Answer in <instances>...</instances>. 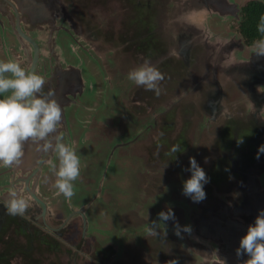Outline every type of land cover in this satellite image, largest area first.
I'll return each instance as SVG.
<instances>
[{"label":"flooded vegetation","instance_id":"af4514ba","mask_svg":"<svg viewBox=\"0 0 264 264\" xmlns=\"http://www.w3.org/2000/svg\"><path fill=\"white\" fill-rule=\"evenodd\" d=\"M13 1L20 5V0ZM239 1L183 0L172 13H167L170 7L165 6L162 19L138 39L134 35L141 32L134 31L129 17L120 14L124 0H31L32 5L25 0L39 11L43 28L27 20L16 21L13 4L0 5V248L4 246L0 264H61V259L64 264L72 263V259L74 264H89L106 257L118 263L117 257H122L124 232L116 226L111 228L112 238L104 240L106 244L89 242L94 230L102 227L100 231L104 233L107 226H112L100 218L104 212L95 203L105 190V175H99V184L89 193L90 198L82 193L77 196L82 198L79 204H74L75 184L84 171L77 168L85 161L83 153H69L68 163L75 168L57 169L62 133L68 132L71 140L77 136L69 112L97 88L96 76L93 78L96 65L100 66L103 87L119 84L120 114L134 121L133 137L123 143L116 138L111 144L112 156L117 148L148 139L154 142L147 147L151 152L168 153L169 148L161 150L156 146L176 127L174 112L183 108L185 113L180 122V143H164L174 144L176 152L181 153L180 161L186 160L187 165L167 170L177 172L181 178L171 176L174 189L151 198L144 204L146 212L140 214L146 232L143 238L157 236L143 241V255L132 250L118 264H233L232 255L236 264H264V57L259 62L254 54V47L264 39L250 44L241 33L239 22L249 0ZM223 3L224 8L230 7L229 11L221 12ZM111 17L120 23L112 24L108 30ZM214 20L230 29L214 28ZM18 23L25 34L36 38L41 49L35 66L33 45H28V55L19 42ZM163 32H169L171 39L165 48L158 46ZM113 43H118L123 55L131 54L127 56L129 60L123 61L127 68L110 58L114 49L102 51L101 45ZM174 59L185 68L177 76L172 71ZM49 78L52 87L47 93L55 95L52 104L56 105L58 99L63 107L60 106L63 119L55 123L61 131L56 143H50L46 157H39L42 166L37 163L15 172L10 159H4L8 146L18 147L17 141L26 139L41 142L51 135L41 127L43 117L39 115L35 123L31 122L32 127H27L31 129H27V135L20 136L16 103L28 96L30 88L28 100L34 107V91H43L39 83H47ZM148 79L151 83H146ZM230 83L240 89L242 98L234 93L228 96ZM162 105L166 109L158 111ZM161 114L166 120L159 118ZM143 116L146 123L141 122ZM168 127L172 129H164ZM141 137L147 138L140 141ZM220 158L228 168H218L216 161ZM88 169L91 173L113 171ZM67 171L72 172L71 177ZM54 186L59 190L50 192L51 198L62 193L65 199L66 210L59 213L46 195ZM243 209L256 212V217L242 220ZM235 219L238 222H231ZM159 232L167 233L166 238L158 236ZM142 236L138 234L137 239ZM154 239L158 244L150 247L148 242L154 243ZM71 244L75 249L69 255L62 247ZM155 249L168 259L158 262Z\"/></svg>","mask_w":264,"mask_h":264},{"label":"rangeland","instance_id":"374dc122","mask_svg":"<svg viewBox=\"0 0 264 264\" xmlns=\"http://www.w3.org/2000/svg\"><path fill=\"white\" fill-rule=\"evenodd\" d=\"M116 1L120 3V0ZM182 1L183 0H124L120 14H122L123 18L124 16L129 17L128 20L133 23L131 27L134 31L141 32L134 35V37L138 39L145 33L144 30L150 29L156 25L160 19H162L161 17L163 9L165 10V6L169 5L170 9L167 13H172L176 4L181 5L183 4ZM244 1L245 0H240L239 2L242 3ZM81 5L84 6L83 3H81ZM83 13L84 11H82L81 14ZM103 13L106 14L107 11L105 10ZM216 21H213L214 28L220 29L221 31H227V29H230V26L222 23L219 20ZM118 23H120L118 18H116L113 22V17H111V24L109 27H107L108 30L112 29V24L117 25ZM169 37V32H163L162 38L159 39L158 46L161 45L165 48L164 44L171 42ZM260 45L261 43L257 44L256 48ZM101 47L102 51L105 53L109 49H114V54L110 58H114L115 63H119L121 67L127 68L123 61L126 62V60H129L128 57L131 54L129 55L128 53H125V55H123V51L119 50L121 47L118 45V43H113L111 45H101ZM252 48L253 47L250 49ZM132 61L135 62L134 60ZM109 63L111 65V62ZM99 69L100 66L96 65L95 73L93 72V78L96 76L98 82L97 85L96 80L93 81L94 85H97V88L89 94V97L80 102L81 105L77 104L73 112H69V114L72 113L70 115L71 127L73 131L77 132V136L74 135L71 140L70 134L68 132L62 133L56 161L58 163V170L59 168H75L68 163V161H70L69 153L72 151L79 152L83 153L85 157V161L81 162V167H77L82 168L84 171L80 177L77 178L78 184H75L74 193L72 192L75 195V199L73 200L74 204H79V201H81L80 199L82 198L79 199L77 196H81L82 193V195L85 194L83 197L86 199L90 198L89 193L92 194V192L97 189V185L99 184L101 178H99V175H105V190L103 191L101 199L96 200L95 203L97 204L96 206H99L100 210L104 212L100 213V218L112 226H110L108 229L107 226L106 229H104V233L100 231L102 227L94 230V238L91 239L89 237V242L90 244H93L94 242H100L101 245H104L107 243L104 240L112 238V229H115V226L121 229L124 232L123 241L125 242V245L122 250V257L121 255L117 257L119 260L118 263H120L126 259L127 253L132 250L136 252V255H143L146 252L144 249L145 243L143 241H148L149 238L153 239L157 236V234H155L154 237L148 234V239L143 238L142 234H146V232L142 227L144 221L142 224L140 223L141 218H143L140 216V214H144L146 212V205L148 202H150L149 200L151 198L156 197L159 193L162 194V192L168 189H174L175 183H172L171 176L176 175L175 178H181L177 175V172L174 171L169 173L167 170L180 168V165H187L186 160L184 162L180 161L181 158L179 155L181 153L176 152V146L174 144L164 143H180L179 136H181L183 133V124L180 122L183 121V116L185 113L183 108L179 113L174 112V116L178 120L176 127L173 129L170 127L164 128L172 130L169 134L163 137V141H161L156 146L157 149L161 150L164 148H169L168 153L162 154L161 152H151L147 147L154 142L153 139H148L143 142L137 141L128 144L127 146L124 145L120 148H117L112 156L110 152L113 146L111 144L116 140V138L119 139L118 142H121L122 140L124 141L126 138L131 140L135 131V127L133 125L134 121L130 122L129 119L122 118L120 114L121 110L118 101L120 88L119 84H115L118 85V87L113 84H110L108 88L103 87L98 74L100 72ZM172 71L174 72L175 76L180 75L183 71L185 72L183 63L177 59H174ZM143 79L146 80V78ZM146 83H151V79H148ZM228 86L229 88L227 94L229 97L232 93H234L238 99L243 97L242 92L236 85L230 83ZM131 88L132 87L130 86V90ZM127 108L132 110L130 107ZM165 109L166 107L162 105L158 108V111H163ZM154 110L156 111V108ZM132 113L136 118L137 115L134 112ZM142 118L143 119L141 122L146 123L145 117L143 116ZM159 118L161 120H166L164 114H161ZM200 121H202V118ZM238 123H241V121ZM147 137H141L140 141L146 139ZM143 143L146 144V147L143 145ZM216 164L218 168H228L225 166V161L222 158H220V161H216ZM176 165H178V167H176ZM88 168H99L101 170L102 168H113V171L101 173L100 171L96 170L95 173H91L90 169ZM68 172L69 171H67V174ZM70 174H68V176ZM54 181L56 182V180ZM57 190H59L58 186H54L53 189H50L46 192V195L51 198L52 195H50V192H55ZM145 195L148 197L146 200L143 197ZM174 195H176L175 192ZM50 201L52 202V208L55 209L56 213L66 210V207L63 203L65 199H63L62 193L57 197L56 195L53 196ZM134 230L135 232L132 233ZM138 234L142 236L141 239H137ZM165 235H167L165 232L158 233V236L162 238H166ZM157 244L158 242L156 239H154V243L151 241L148 242L150 247H155ZM3 247L0 248L2 252ZM62 248H65L67 254H74L72 251H74L75 248L72 246V244L71 246L66 245ZM163 249L161 251H163ZM183 251L184 250L182 249L181 252ZM155 256L158 262L162 259L165 261L168 259V257L164 258L163 256H160L158 250H156ZM83 257H85V255H83ZM136 257L141 262V258L138 256ZM66 263L74 264L73 259L72 263L70 261ZM118 263H112L111 257H106L103 261L90 262L89 264ZM61 264H64L62 259ZM178 264H180V262ZM192 264H195L194 261Z\"/></svg>","mask_w":264,"mask_h":264},{"label":"water","instance_id":"95a60500","mask_svg":"<svg viewBox=\"0 0 264 264\" xmlns=\"http://www.w3.org/2000/svg\"><path fill=\"white\" fill-rule=\"evenodd\" d=\"M264 1V0H263ZM9 3L10 5L13 4L12 8V14L15 17L16 21H24L27 20L29 23H36L37 27H44L43 24H41L40 22V14L39 11L37 12V10H34L29 4H27L25 2V0H20V5L16 4L13 0H0V5H3V7H7L6 4ZM30 4H31V0H30ZM21 5L23 6V8L21 7ZM32 5V4H31ZM19 6V8H18ZM24 11V12H23ZM27 17V19H25ZM20 23H18L19 26ZM32 25V24H31ZM33 27V26H32ZM18 35L19 38L17 36V39L19 40L21 46L23 45L25 48V51L28 55L29 54V49L30 47L28 45H33V48L35 50V55L33 59V64L34 66L37 63L38 60V56L40 54V47L38 42L36 43V38L33 37L32 35H27L23 32V28L22 27H18ZM32 44H31V43ZM42 47V46H41ZM254 54L258 53V61L261 62L262 58L264 57V41L262 42L261 46H259L258 48H256V50H254ZM58 64H60V62H58ZM33 73V71H32ZM80 75V71L77 72ZM31 74V72H30ZM81 82L80 84H83V80L80 76ZM35 81L32 80V83H34ZM43 84V86H42ZM39 85L41 87H43V91H41V89H37L35 92V101L36 104H34V107H32L31 102L28 100L30 95L32 94L31 89H29V94L26 97H22L21 101L17 102L14 109V112L16 113V115L18 116L19 120H20V127L18 129L20 136H26L28 133L27 127H32L33 124H31V122H36V120L39 118V115L41 117H43V121L39 122L41 123V127H46L47 131L51 134L49 136H46V140L44 141H33L26 139V140H18L17 142H19L18 147H10L8 146V153H4V159H10V164L12 167H14L13 169L15 170V172L23 170L24 168H33L35 165H37V163L39 165H43V163L41 161H39V157H46V153H48V149L50 146V143L55 144L57 141V136L59 135L61 128L60 127H56L55 123L59 120L63 119V115H61L62 109L63 107L61 106V104L57 103L56 100V105L52 104L54 102V93L53 94H48L47 90L49 88L52 87V79L49 78V82L44 83L42 81V83L40 82ZM29 86V83H28ZM54 92V91H51ZM46 93V94H45ZM15 99H13L14 101ZM62 109H60L61 107ZM0 107L2 106V103H0ZM35 108V110H34ZM34 110V111H33ZM59 110L61 112H59ZM41 113H40V112ZM31 130V129H30ZM42 131V130H41ZM32 132V131H31ZM43 134H47V133H43ZM48 135V134H47ZM26 143V145L24 146V143ZM30 142V143H29ZM44 142V143H42ZM37 143H41V145H45V147H40L39 145H37ZM11 148V150H10ZM10 150V153H9ZM23 151V152H21ZM17 190L19 191V188H17ZM239 210H235V212L237 213ZM250 212L249 209H243V212L241 211V218L242 220H246V218L244 217V215ZM251 213H253L251 211ZM256 214V212H254ZM262 213V212H259ZM254 217H256L254 215ZM237 220H233L231 222H236ZM238 222V221H237ZM237 227L235 226V229ZM234 264H236V261L234 262Z\"/></svg>","mask_w":264,"mask_h":264},{"label":"trees","instance_id":"16d2710c","mask_svg":"<svg viewBox=\"0 0 264 264\" xmlns=\"http://www.w3.org/2000/svg\"><path fill=\"white\" fill-rule=\"evenodd\" d=\"M239 25L241 33L250 44L264 39V1H247Z\"/></svg>","mask_w":264,"mask_h":264},{"label":"bare ground","instance_id":"6f19581e","mask_svg":"<svg viewBox=\"0 0 264 264\" xmlns=\"http://www.w3.org/2000/svg\"><path fill=\"white\" fill-rule=\"evenodd\" d=\"M218 2H220V1H218ZM220 4V3H219ZM221 5V4H220ZM221 8H222V10H221V12H227V11H229L230 10V7H228V6H226L225 8H224V3H223V5L221 6ZM38 14H40V13H38ZM259 53V52H258ZM258 53H256L255 55H258ZM35 126V125H34ZM38 129V128H37ZM231 262L234 264V262H235V260H234V256L232 255V258H231Z\"/></svg>","mask_w":264,"mask_h":264},{"label":"clouds","instance_id":"9594fccd","mask_svg":"<svg viewBox=\"0 0 264 264\" xmlns=\"http://www.w3.org/2000/svg\"><path fill=\"white\" fill-rule=\"evenodd\" d=\"M263 42V41H262ZM256 44V43H255ZM261 46V45H260ZM258 48V47H257ZM254 50H256V46L254 47ZM253 212V211H252ZM253 214H255L254 212L253 213H251V211L250 212H247L245 215H244V217L246 218V219H251V217H254L253 216ZM255 218V217H254ZM199 238V237H198ZM199 241L201 242L202 241V239H200L199 238Z\"/></svg>","mask_w":264,"mask_h":264}]
</instances>
